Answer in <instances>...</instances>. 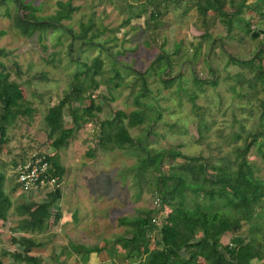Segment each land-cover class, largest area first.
<instances>
[{
  "label": "rangeland",
  "instance_id": "obj_1",
  "mask_svg": "<svg viewBox=\"0 0 264 264\" xmlns=\"http://www.w3.org/2000/svg\"><path fill=\"white\" fill-rule=\"evenodd\" d=\"M23 1L29 4V8L20 9L23 13L44 18L57 14L62 8L59 1L68 2ZM147 1L69 0L72 6L70 15L61 17L60 23L74 33L85 29L83 39L71 36L69 30L64 31L65 27L61 26L40 27L24 33L14 19L16 2H0V46L8 52L2 60L8 68L11 67V78L21 82L25 99L36 108L32 117H19L8 127V139L0 151V170L6 174L4 188L8 191L14 172L12 160L18 162L32 150L57 154L63 168L61 196L52 206L50 223L44 230L52 232L49 240L31 249L13 241L11 235L21 234L16 226L22 209L13 206L7 220L0 224V251L3 248L30 249L31 253L41 256L43 264H136L117 257L116 251L122 248L113 242L114 238L127 228L126 224L119 222V217L133 216L138 209H152L159 205V201L146 182L136 176L134 164L139 150L101 148L97 144L99 133H96V126L117 109L129 112L141 107L135 101V93L145 86L149 93L141 100L159 110L160 117L150 121L154 108L147 109L150 116L129 127L133 136L151 146H178L189 155L216 156L219 154L216 144L221 139L219 132L226 136L236 125L231 114L232 106L247 104L255 107L259 99L264 98V91L259 89L253 94L254 88L249 85L255 71L239 66L230 57L248 58L261 42L254 44L247 37L246 25L239 21L240 11L233 15V26L229 29L224 20L227 17L219 12L213 13L212 9L200 12L198 4L207 0H179L175 3L170 0L167 8L158 5L157 9L162 11L156 16L150 14L151 4L148 8L144 6ZM210 1L218 3V0ZM220 1L230 12L237 7V0ZM137 12L140 15L137 16ZM241 12L256 24L251 28L264 36V22L257 23L256 15L250 14L245 7ZM90 35H95L91 41L97 44L85 48L86 43L80 41L85 42ZM159 50L163 51L160 58L157 57ZM96 56L100 57L101 64L100 71L94 75L98 85L93 89V97L102 109L95 113L94 119H87L75 128L67 144L56 150L47 135L44 116L68 90L76 75L73 73L84 67L82 63H89ZM113 58H117V62L113 63ZM261 61L264 64V58ZM16 63L20 75L14 72ZM131 66L140 70L142 77L130 69ZM168 77L173 79L169 82L163 80ZM80 79H84L85 84L89 81V77ZM115 81L120 83L115 85ZM79 105L74 100L70 110ZM67 106L66 103L64 121L70 126L72 121ZM243 114H248V108ZM246 121V126L254 125L256 116L250 115ZM149 123L153 126L147 134ZM199 125L207 126L209 130L203 140L198 139ZM248 159L254 174L264 181V146H252ZM169 162L165 161V168ZM153 172L145 175L152 177ZM45 189L31 191L24 201L47 197ZM21 193L23 190L19 187L13 195L15 202L21 200ZM58 211L59 219L54 220ZM262 211L264 206L254 214L252 222L259 221L264 233ZM162 215L160 212L155 218L158 225L162 222ZM231 236L232 233L227 232L221 239L227 242ZM157 237L155 232L151 233L150 246ZM75 242L103 245L104 248L91 252L87 258L83 252L76 251L58 257L64 246L72 249ZM4 258L7 264H16L9 255Z\"/></svg>",
  "mask_w": 264,
  "mask_h": 264
},
{
  "label": "trees",
  "instance_id": "obj_2",
  "mask_svg": "<svg viewBox=\"0 0 264 264\" xmlns=\"http://www.w3.org/2000/svg\"><path fill=\"white\" fill-rule=\"evenodd\" d=\"M3 1L6 0H0V2ZM14 1L17 7L14 19L22 32L30 33L40 27L61 26L65 27L64 31L69 30L73 37L84 36L85 29L80 30V33H74L71 28L60 23L61 17L70 15L72 6L69 0L68 2L59 1L62 8L49 18L23 13L20 9L29 8L27 7L29 4L23 0ZM161 1L163 0H148V5L145 3L144 6L148 8L149 4L154 3L157 7L159 5L167 8L170 0ZM171 1L175 3L179 0ZM217 2L213 4V1L207 0L206 3L198 4V8L202 13L212 9L213 13L219 12L227 17L224 20L231 29L233 15L241 10L244 3L239 2L238 8L230 12L224 9V4L220 0ZM253 6L250 5V8L254 9ZM157 7L149 8L152 9L151 16L161 14L162 10H158ZM255 7L258 9V3ZM139 12L135 14L138 16ZM246 26L244 31L247 37L257 42L260 39L259 34L252 35L254 29L250 28L249 24ZM94 37L95 35H90L85 42L83 40L80 42L86 43L85 48L94 47L97 44L91 41L95 39ZM261 42H257V48L248 58L230 55L234 63L241 67H248L252 72L255 71L249 80V85L254 88L253 94H256L259 89L264 91V64L261 61L264 58V43ZM7 53V50L0 46V151L7 142L8 127L19 117H32L36 110L30 101L25 99L21 82L11 78V67L8 68L2 60V56ZM162 53L163 51L159 50L157 57L160 58ZM117 60L113 58V63ZM82 64L84 67L73 73L76 75L58 104L49 108L44 116L48 125L47 135L56 150L67 144L75 128L87 119H94L95 113L102 109V105L95 102L93 97V89L98 85L94 75L100 71L101 59L96 56L89 63ZM14 66H16L14 72L20 75L17 63ZM129 68L142 77L140 70L132 66ZM119 74L116 69V75L119 76ZM238 75L242 76L241 73ZM81 77H89V81L85 84ZM172 79V77L163 78L166 82ZM119 83L115 81V85ZM212 84H215L214 80ZM148 93L149 90L143 86L142 90L135 93V101L141 107L129 112L117 109L96 126V133H99L97 144L101 148L131 147L139 150L136 152L138 158L134 164L136 176L141 182L143 180L146 182L148 189L155 193L159 201V205L152 209H138L137 214L133 216L119 217V222L126 224L127 228L123 234L116 235L114 238L113 242L122 248L116 251L117 256L128 259L130 262L134 261L136 264H264L263 228L259 221L252 222L254 214L264 206L262 196L264 181L254 174L248 159L252 146L257 144L264 146V98H260L255 107L247 106V104L232 106L231 114L236 125L233 123V129L226 136L219 132L221 139L216 144L219 149L218 155L204 156L200 153L189 155L178 146H151L150 143L131 134L129 127L149 117L150 113L147 109L154 108L141 100V97ZM74 100L80 105L70 110ZM66 103L69 111L67 114L72 121L70 126H66L64 121ZM246 108H248L247 115L243 114ZM153 110L151 118L149 117L150 121L160 117V111L155 108ZM250 115L256 116V121L253 122L254 125L246 126L248 124L246 119ZM152 126L153 124L149 123L147 134L151 132ZM198 130V139L203 140L209 130L204 125H199ZM46 155L52 164L50 173L56 174L61 181L63 168L58 155L47 152ZM168 160L170 162L165 168V161ZM12 162L13 165L17 164L16 159ZM147 172H153V176L147 177L145 175ZM5 179L6 174L0 170V224L7 220L11 207H22L16 226L21 234L19 236L10 234L11 239L30 249L44 245L52 234L44 230L50 223L51 208L61 196V187L48 191L47 197L43 196L32 201H24L23 198L29 193L23 191L20 194L21 200L15 202L13 195L20 187L16 179V171L11 176L8 191L4 188ZM160 212L163 213L162 222L158 225L155 218ZM262 212L264 218V211ZM57 219H59V211L54 216V220ZM152 232H155L158 237L150 246ZM227 232L232 233V236L229 241L224 242L221 237ZM0 242H2L1 229ZM257 242L262 245H258ZM103 248V245H85L75 242L72 244V249L64 246L58 257L64 254L69 256L76 251L83 252L84 257L87 258L91 252L100 251ZM30 249L3 248L0 251V264H7L5 255H9L16 264H43L41 256L31 253Z\"/></svg>",
  "mask_w": 264,
  "mask_h": 264
},
{
  "label": "built area",
  "instance_id": "obj_3",
  "mask_svg": "<svg viewBox=\"0 0 264 264\" xmlns=\"http://www.w3.org/2000/svg\"><path fill=\"white\" fill-rule=\"evenodd\" d=\"M51 161L47 158L44 150L35 149L22 160L18 161L14 167L16 179L20 188L30 193L31 191L41 192L43 189L51 190L60 187V182L56 174L50 173ZM44 190V192L50 191Z\"/></svg>",
  "mask_w": 264,
  "mask_h": 264
},
{
  "label": "crops",
  "instance_id": "obj_4",
  "mask_svg": "<svg viewBox=\"0 0 264 264\" xmlns=\"http://www.w3.org/2000/svg\"><path fill=\"white\" fill-rule=\"evenodd\" d=\"M241 1L244 3V5H242V8H241V10L239 12L240 13L239 14V18H241L240 20L238 19L239 21H242L245 25L246 24H249L250 25V28H251V26H253L255 24V23L252 22L251 19L248 20V18H245V16L242 14L241 11L245 7L247 11H250V14L252 13V15H256V22L257 23L264 22V0H237L236 1V4H235V6H237L236 8H238L239 2H241ZM256 2L258 3V9H256V7H255L257 5ZM254 3H256V4H254ZM151 5H152V7H150V8L157 7V6H154V3H151ZM250 5H254L253 6L254 9L250 8ZM257 27H259V26H257ZM259 37H260V39L258 41H262V43H264V36L263 35L262 36L259 35ZM250 41H252L254 44L258 42V41L256 42L255 40L254 41L253 40H250ZM120 259H125V258H120Z\"/></svg>",
  "mask_w": 264,
  "mask_h": 264
},
{
  "label": "water",
  "instance_id": "obj_5",
  "mask_svg": "<svg viewBox=\"0 0 264 264\" xmlns=\"http://www.w3.org/2000/svg\"><path fill=\"white\" fill-rule=\"evenodd\" d=\"M260 29V28H259ZM261 30H263V29H261ZM258 32L256 31V30H254L253 32H252V35H255V34H257Z\"/></svg>",
  "mask_w": 264,
  "mask_h": 264
},
{
  "label": "clouds",
  "instance_id": "obj_6",
  "mask_svg": "<svg viewBox=\"0 0 264 264\" xmlns=\"http://www.w3.org/2000/svg\"><path fill=\"white\" fill-rule=\"evenodd\" d=\"M255 30V29H254Z\"/></svg>",
  "mask_w": 264,
  "mask_h": 264
}]
</instances>
